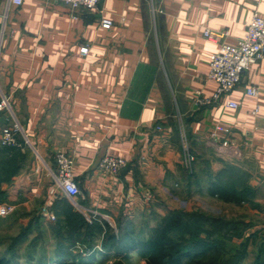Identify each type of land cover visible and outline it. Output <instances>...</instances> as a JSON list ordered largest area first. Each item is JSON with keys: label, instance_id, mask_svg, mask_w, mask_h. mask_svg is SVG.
Listing matches in <instances>:
<instances>
[{"label": "crops", "instance_id": "obj_1", "mask_svg": "<svg viewBox=\"0 0 264 264\" xmlns=\"http://www.w3.org/2000/svg\"><path fill=\"white\" fill-rule=\"evenodd\" d=\"M7 6L0 0V96L10 98L27 135L17 134L19 152L37 154L46 166L39 161L14 173L3 183L4 203L16 207L23 199L25 208L37 209L42 196L48 200L43 208L51 209L70 198L53 192L50 170H56L57 152L72 156L83 191L80 208L99 214L94 219L103 227L84 254L94 253L90 264L134 259L138 250L97 246L106 224L118 229L123 216L137 224L159 194L205 192L201 176L228 163L264 181V59L249 66L229 96L207 105L196 101L218 86L208 77L211 55L223 42L238 43L253 14H264V0H101L94 10L23 0L8 13ZM207 29L228 34L211 38ZM248 86L259 87V95L248 94ZM228 99L238 108L226 106ZM11 123L1 111L0 130ZM217 126L225 129L213 137ZM186 146L193 167L185 164ZM107 154L131 163L110 174L99 166Z\"/></svg>", "mask_w": 264, "mask_h": 264}, {"label": "rangeland", "instance_id": "obj_2", "mask_svg": "<svg viewBox=\"0 0 264 264\" xmlns=\"http://www.w3.org/2000/svg\"><path fill=\"white\" fill-rule=\"evenodd\" d=\"M26 153L28 154L22 155L15 147L0 149V207L6 205L10 208L7 214L0 212V259L8 257L10 264H57L52 260L57 258L59 244L62 242L66 244L68 252L75 255V258L69 257V264H74L75 261H72L77 260L81 253H87L86 248L90 247L92 238L84 234L87 229L83 230V234L70 238L71 225L80 220L79 215H83L88 221L100 215L80 208L81 205H74L70 198H63L58 205H52L51 209L43 208L48 200L42 196L38 200H41V206L37 209L25 208L23 199L19 200L16 207L4 203L9 201V193L3 189V183L13 179V174L4 168L12 164V168L17 169L15 173H19L39 161L46 164L37 154ZM193 162L185 164L193 167ZM16 165L20 167L17 168ZM246 168L242 164L228 163L219 172L211 170V176L204 174L201 179L205 192H180L176 193L177 197L175 195L169 199H162L159 194L160 196L152 200L151 208L148 207L138 215L137 224H132V234L137 238L146 239L153 235L154 230L168 218L167 216L175 212H186L190 215L197 213L204 216L201 220L205 221L202 226L206 227V230H203L202 238H208L207 230H216L214 234H218L219 240L221 239L222 249L219 247L221 251L218 254L221 260L232 259L235 262L240 257L239 264H257L259 259V262L264 264V181L253 177ZM51 179L54 186V179ZM254 180L257 183L254 184ZM214 183L221 184L229 191L235 190L240 198H225L214 194ZM258 185L262 187L261 190H257ZM49 213H54L56 219L49 218ZM127 217L126 223H129L130 217ZM114 230L119 233V228ZM104 240L98 248H104ZM138 252L133 260L123 261L124 264H142L143 260L149 264L148 257ZM142 256L145 259L142 260Z\"/></svg>", "mask_w": 264, "mask_h": 264}, {"label": "built area", "instance_id": "obj_3", "mask_svg": "<svg viewBox=\"0 0 264 264\" xmlns=\"http://www.w3.org/2000/svg\"><path fill=\"white\" fill-rule=\"evenodd\" d=\"M54 1V0H52ZM61 1L72 9L80 10L81 7L86 10H94L101 0H55ZM23 0H8L7 13L9 6L12 4L20 5ZM102 23L108 26H112L114 21L110 18H102ZM205 34L211 38H223L227 36V30L224 31H211L205 30ZM88 47L83 46L81 52L83 54L88 53ZM261 59H264V14L255 12L247 23V30L245 34L240 38L236 45L228 43H221L218 50L211 55V67L208 77L215 80L218 84L216 91L210 96L198 95L196 101L198 104L207 105L215 102H219L223 98L230 95V93L239 86L242 81L244 72L249 66ZM260 88L257 86H248L247 93L253 96L259 95ZM226 106L232 108H238V102L228 99L225 103ZM258 107L256 108V111ZM7 111L11 115L12 123L4 126L0 130V143L4 146L20 147L21 143L18 140L17 134L22 133L28 140L22 124L19 121L16 113L14 112L10 98L1 93L0 96V112ZM162 128V126H158ZM223 126H217L212 132V136L216 137L218 130H224ZM224 144L228 145V141H224ZM187 155V164H191L194 160V156L189 151L188 146L185 148ZM74 158L64 151L56 153V170L51 169V175L54 179L53 192L57 189L64 191L73 200V204L78 206L79 198L82 196L83 191L80 188L74 169ZM131 160L126 157L114 156L111 154L105 155L100 161V168L104 171L118 175L124 172L130 165ZM9 207L1 205V214H7ZM49 218L56 219L54 213H49Z\"/></svg>", "mask_w": 264, "mask_h": 264}, {"label": "trees", "instance_id": "obj_4", "mask_svg": "<svg viewBox=\"0 0 264 264\" xmlns=\"http://www.w3.org/2000/svg\"><path fill=\"white\" fill-rule=\"evenodd\" d=\"M7 147L10 146L2 145L4 149ZM27 151H29L28 148ZM16 167L19 168L20 166L16 165ZM4 169L8 170L10 174H14L17 170L12 168V164ZM214 185L212 189L214 194L225 198H240L235 190L229 191L226 187L217 183H214ZM167 217L154 230L153 235L146 239L137 238L132 234V221L130 220L129 223H126V217L124 216L123 218L121 217V222L118 225L119 233L115 232L114 228L106 224L107 229L105 230L106 236L103 249L107 248L110 250L115 248L120 253L125 254L133 250H138L142 255L148 257L149 264H239L240 257L238 258L239 261L236 259L235 262L230 259L232 263L229 260L226 261L219 258L218 254L221 251L219 247H222V241L221 239L219 240L218 234H214L216 230L212 232L207 230L209 232L208 238H202L201 234L203 230H206V227L202 226L205 222L201 220L204 218L203 215L175 212L173 215ZM79 218L80 220L70 227V238L81 233L83 234L84 229H87L84 234L89 238L103 230L99 220L94 219L90 222L83 215H79ZM206 221L208 222V220ZM177 236L178 238H176ZM88 248L87 246L86 249ZM86 251L88 252V250ZM74 256L68 252L66 244L61 242L57 251V258H54L52 262L69 264V257L75 258ZM94 257V253H91L87 258L81 253L80 257L74 261L76 264H90L95 259ZM204 257L206 258L205 260ZM233 258L235 257L233 256ZM259 261L260 259L257 261L259 264H263ZM0 264H10V259L3 257L0 259ZM113 264H124V262L118 260Z\"/></svg>", "mask_w": 264, "mask_h": 264}]
</instances>
